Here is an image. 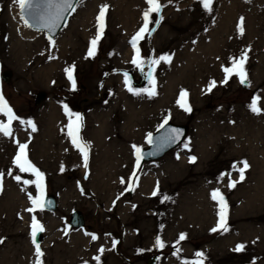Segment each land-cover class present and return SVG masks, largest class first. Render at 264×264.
I'll return each mask as SVG.
<instances>
[{"label":"rangeland","instance_id":"1","mask_svg":"<svg viewBox=\"0 0 264 264\" xmlns=\"http://www.w3.org/2000/svg\"><path fill=\"white\" fill-rule=\"evenodd\" d=\"M234 2L247 4L246 13L255 15L251 24L258 28L242 51L247 53L248 87L243 89L235 74L225 83L226 73L220 77L215 68L211 78L215 86L209 90L211 82L202 80L198 89L193 80L198 71L194 59L200 60L195 54L202 52L200 36L210 21L216 22L220 7L226 3L223 11L228 12ZM160 3L162 12L150 16L151 33L137 42L144 61L138 67L132 63L136 51L131 41L144 25L146 0H79L53 39L37 31L34 39H22L23 23L13 14L17 0H0V71L11 72L8 83L0 80V95L16 117L11 136L0 133V264H95L91 254L97 244L86 228L63 233L62 219L74 210L81 211L85 225L97 236L101 232L99 238H119L123 259L117 257L113 264H144L158 249L162 256L156 264H197L198 252L204 254L203 264H264V1L213 0L211 10L201 0ZM105 6L103 33L95 55L89 56ZM234 37L238 38L225 37L224 62L240 53ZM17 42L24 45L16 46ZM59 53L66 56L61 59ZM161 56H170V62L151 65ZM49 65L52 74L43 80L41 72ZM69 68L75 88L65 71ZM153 85L155 95L149 96ZM39 91L47 98L36 105ZM257 97L260 114L250 110ZM77 114L82 117L78 135L88 145L87 168L78 148L71 156L66 154L69 124L75 126ZM129 120L135 125L127 139L122 129ZM165 120L188 125L187 137L160 160L137 165L136 149L147 147L148 136ZM0 124H8L2 112ZM97 134L109 137L106 143L120 144L116 155L120 168L113 178V169L100 176L96 168L99 155L93 146L104 139ZM20 144L28 145L27 158L43 174V188L56 196V212L28 211L41 191L36 177L21 172L15 163ZM49 145L52 150L41 151ZM192 156L195 162H190ZM131 160L142 167L138 176L126 174ZM242 161L249 165L243 180ZM105 181L113 191L100 189ZM217 190L227 204V230L218 229L221 205L219 198H212ZM33 216L44 228L36 237L43 253L39 258L32 242ZM63 238L72 242L54 259ZM238 245L243 250L236 251ZM73 246L78 249L70 256Z\"/></svg>","mask_w":264,"mask_h":264},{"label":"snow or ice","instance_id":"2","mask_svg":"<svg viewBox=\"0 0 264 264\" xmlns=\"http://www.w3.org/2000/svg\"><path fill=\"white\" fill-rule=\"evenodd\" d=\"M20 9H21V15L23 18V14L25 11H28L29 14H32L36 9L40 7V4L43 3L46 6L47 12L44 15H40L38 18L43 21V27H46L51 31L55 27H57V22L59 20L64 19V13L72 9L74 10V4L73 0H17ZM147 4L149 5L148 10L144 12V25L140 29V31L136 34V36L133 37L131 44L136 51V56L133 58L132 63L140 67L144 61L140 57V50L137 47V42L140 39H144L146 34H150L152 29H150L149 25L153 23V21L150 19V16L155 14H160L163 9V5L160 3V0H146ZM203 6L205 9L211 10V5L213 3V0H201ZM106 12V6L103 7L100 11V14L98 16V35L95 39L91 41V47L89 49V56H94L96 52V47L99 42V39L102 36L103 33V27H104V16ZM163 17L161 16L160 19ZM158 23V21H156ZM31 26V25H30ZM242 32V29H241ZM161 60L170 62L171 57L170 56H161L159 59H152L151 65H158ZM247 61V53L244 52L239 58L233 59V66L229 68H225L224 71L226 73L225 77V83H227L228 78H230L233 74L239 76L241 83L247 82V72L245 70V63ZM143 70V69H141ZM66 74L68 76V79L72 81L73 88H75V80L73 78V68L66 69ZM150 74V73H149ZM127 83V80L125 81ZM215 86V81H212L209 86V90H211L212 87ZM129 91H133L131 87H129ZM139 94V93H134ZM148 95L152 96L155 95L154 85L153 89L151 91H148ZM186 95L185 93H182V96ZM259 98H255L252 102V105L250 107V110L256 114H260L262 109L258 106ZM186 111H190V108H185ZM0 112H2L4 115L8 117V124H0V133H2L5 136H11V122L16 119L15 114L13 113L12 109L9 107L7 102L4 100L3 96L0 95ZM75 126H73L72 123L69 124V132L68 135L72 138V143L80 150L81 154L84 157V166L87 168V160H88V145L82 141V139L79 137L78 133L80 130L82 117L77 114L75 116ZM29 125L32 126V130L35 131V125L32 124L31 121L27 122ZM167 123V120H165V124ZM164 125H161L163 127ZM181 133L177 129H171L169 136L165 137V142H176L179 140ZM149 143L152 142V137H148ZM27 144H20L19 145V153L15 158V163L17 167L20 169L21 172H31L36 177V187L38 190L41 191V197L32 199L33 208L28 209L29 212H33L36 208H43V202H42V193H43V174L37 169L27 158ZM187 147V145H185ZM136 151L139 153L140 149H136ZM190 162H195L196 157L192 156L189 158ZM139 164V157L137 159V165ZM243 168L239 169L240 171V178L243 180L244 178V171L249 167L247 161H242ZM17 181H19L21 178L19 176L15 177ZM25 184L29 183L28 181H24ZM234 186V184L232 185ZM157 192L154 191L153 195H156ZM212 198L214 200L218 199V203L221 205V212H220V222L218 224V229H226V209L227 204L224 201V197L222 194L219 193V191H215L212 193ZM32 242L35 245L36 250V256L42 257L43 253L40 250V245L37 243L36 237L38 232H43L44 228L43 226L38 222V220L33 216L32 219ZM218 229H213V231H217ZM97 237L93 236L92 239H96ZM186 237L182 234L180 236V239L183 240ZM0 243H3L2 240H0ZM157 244L160 246H163V242L159 239H157ZM243 245H238L236 248V251L243 250ZM101 252L103 249L100 250ZM201 259L197 261V264H203V253H197L196 254ZM98 259V257H97ZM39 264V261H38Z\"/></svg>","mask_w":264,"mask_h":264},{"label":"bare ground","instance_id":"3","mask_svg":"<svg viewBox=\"0 0 264 264\" xmlns=\"http://www.w3.org/2000/svg\"><path fill=\"white\" fill-rule=\"evenodd\" d=\"M258 1H264V0H258ZM247 4L246 3H242V2H234V3H230L229 4V11L225 12L223 10H225L226 8V3H224V5L222 7H220V9L218 10V19L215 21H210L206 26L207 28L205 29V31L202 33V35L200 36L201 38V42H203L202 45V52H199V54H195V57H199V59H194L195 62L197 64V68L198 71L196 72V70H194V83L198 84V89L200 88V83L202 80H204L205 83H209L211 82V78L213 75L214 70L213 69H217L220 72V77H224L225 68H228V64H230L231 62H233L234 58H239L243 53L242 51L245 49V46L250 44V40H252V38L255 36L254 34H256L258 32V28L255 29L254 26H252L253 24H251V20L253 19V17L255 15L254 12H247V8H246ZM224 8V9H221ZM17 11H18V7L17 9H15L13 11L14 17L17 18ZM257 13V12H256ZM263 20H264V16H263ZM262 24V22H261ZM205 27V26H204ZM242 29V32H241ZM19 32H20V37L22 39H34L35 36H37L38 34L36 32H33L31 30H29L25 25H21L19 27ZM229 35H234L238 38H233V42H239L240 47L237 50L240 53L230 56V57H226V62H224L222 60V53H223V48L228 46V43L225 41V37L227 39V36ZM245 44V45H243ZM23 46L24 44L21 42H17L16 46ZM248 49V48H247ZM246 49V50H247ZM18 50V49H17ZM20 52L24 53V50H20ZM197 55V56H196ZM58 56L63 59L66 56V53H64L63 55H61V53L58 54ZM188 56V55H187ZM193 60V59H191ZM52 65H49L47 67V69L45 70V73L41 72V77L44 78H49L52 74V70L53 68ZM177 66H178V62H177ZM193 75V73H192ZM182 90H179V92ZM138 115V114H136ZM131 117V119L133 120V116L129 115ZM130 124V125H129ZM135 123L134 121H128L127 122V126L125 128H123V135L124 137H126L127 139L132 138L133 134H132V126L134 127ZM129 126L131 127V129H129ZM99 139H101L103 136H100V134H97ZM69 138L72 140V138L69 136ZM104 138V139H103ZM103 140H99L97 142V144H95L94 147V152H97V154L99 155V159L97 161V166L96 168L99 170V175L102 176L105 174H109V170L113 169V173L110 174V177H114L115 173L117 172V168L119 169L120 166L118 165L116 167V165L118 164L119 160L116 158L118 155V152L120 151V144L118 142H113L114 140H112L111 143H106L107 141L110 140L109 137H106V135L103 137ZM225 139V137L223 138ZM232 140L236 139V136L231 137ZM97 149H95V147H97ZM128 147H132V145H128ZM44 149L41 150L42 152H48V150L46 149H53L52 147L49 146H44ZM73 148L77 149V147L72 143V141H70L67 144V148H66V154H68L69 156L72 155L73 152ZM71 151V152H69ZM45 156H48L47 153H44ZM91 155H89L90 158ZM95 156V155H94ZM128 161V160H127ZM127 161L125 163H127ZM124 163V164H125ZM251 163V161H250ZM110 164H114V167H111ZM107 166V167H106ZM129 170L127 171L128 173H126L127 175L129 173H136L135 176H138L139 173L141 172L142 167H140L137 172H136V166L131 162L128 165ZM101 172V174H100ZM174 173V172H173ZM172 174V171H171ZM263 175V174H262ZM111 178V179H112ZM263 179V178H262ZM148 182V180H147ZM107 182L105 181V183H103V187H101L100 189H105L106 191L110 190L113 191L114 187L110 186V183L107 185ZM111 194V193H110ZM254 198V196L252 197ZM74 254V252H73Z\"/></svg>","mask_w":264,"mask_h":264},{"label":"water","instance_id":"4","mask_svg":"<svg viewBox=\"0 0 264 264\" xmlns=\"http://www.w3.org/2000/svg\"><path fill=\"white\" fill-rule=\"evenodd\" d=\"M78 1L79 0H73L74 6L76 5ZM71 11L72 9L67 10L64 13V19L59 20L57 22L58 26L52 29L51 31H49L48 28L43 27V21L38 18L40 15H44L47 12L46 6L43 3H41L40 7L36 9L34 12H32V14H29L28 11H25L23 14V18L21 15L20 6L18 7V15L21 21L31 30L46 31V34L48 35L49 38H53L57 35V33L64 26L66 19L69 16ZM140 73H141V70H140ZM10 76H11L10 71L5 70L2 73V79L5 82H9ZM247 85H248L247 82L242 84L243 88H246ZM46 96L47 94L44 91L38 92L35 98V104L36 105L40 104L46 98ZM171 129L179 130L181 135L178 141L168 143V142H165L164 138L169 136ZM187 133H188V125H177L171 122L164 124V126L161 127L156 133L151 135L152 142L151 143L148 142V147L146 149L141 150L137 154V157H139V161L143 163L147 161L157 160L163 157L168 151H170L171 149L179 145L183 141V139L186 137ZM43 208L48 211L56 210L57 205H56V201L53 195H48L45 197L44 202H43ZM71 223L74 228H77L83 225V217H82L81 212L76 211L72 213Z\"/></svg>","mask_w":264,"mask_h":264},{"label":"flooded vegetation","instance_id":"5","mask_svg":"<svg viewBox=\"0 0 264 264\" xmlns=\"http://www.w3.org/2000/svg\"><path fill=\"white\" fill-rule=\"evenodd\" d=\"M65 223L68 224V226L70 225V217L68 215V217L66 216L65 217ZM69 228V227H68ZM84 228H86L87 231H93V227H91L90 225H86ZM72 229L69 228V232L71 231ZM77 231V230H75ZM95 231V230H94ZM69 232L66 234V236L69 234ZM97 233V232H95ZM99 235H101V232H98ZM99 235L96 239L95 245L96 246V249L95 250V253H92L91 254V258H94V262L95 264H113L114 262H117V257H121V259H123V256L119 255V250L121 249V246H120V243H119V238H114L113 236H105V237H102V238H99ZM67 242V243H66ZM72 242V240H70V238H63V240H61V244L60 245H57V249L55 251V257L54 259H56V256L57 258H60V254H63V251L64 249H62V247L66 244H70ZM56 243H53V245H55ZM74 244V243H73ZM122 245V244H121ZM74 249H71V251H68L70 252V256H72V253H76L78 247L77 246H73ZM103 249V251L101 252L100 250ZM97 251V252H96ZM102 254V255H101ZM162 256V253L161 251L158 249L156 250L155 252L151 253L150 255H148L144 260H143V263L144 264H150L151 262L152 263H157L160 258ZM98 257V259H97ZM116 258V259H115ZM143 259V258H141ZM91 260V259H90ZM124 260L125 261H128L129 259L127 257H124Z\"/></svg>","mask_w":264,"mask_h":264}]
</instances>
